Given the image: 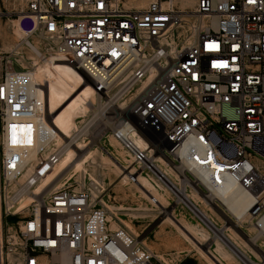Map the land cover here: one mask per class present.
I'll use <instances>...</instances> for the list:
<instances>
[{
  "label": "built area",
  "instance_id": "obj_1",
  "mask_svg": "<svg viewBox=\"0 0 264 264\" xmlns=\"http://www.w3.org/2000/svg\"><path fill=\"white\" fill-rule=\"evenodd\" d=\"M25 5L21 38L40 37L46 55L68 58L92 78L94 119L108 122L140 171L172 190L162 161L205 195L231 180L254 196L252 215L264 211L255 164L264 159V0ZM138 87L133 99L114 101L116 89L126 96ZM43 90L31 69L0 53V264H165L122 223L111 226L89 186L38 187L61 157L37 140L38 120L51 121ZM86 133L84 144L93 140Z\"/></svg>",
  "mask_w": 264,
  "mask_h": 264
},
{
  "label": "bare ground",
  "instance_id": "obj_2",
  "mask_svg": "<svg viewBox=\"0 0 264 264\" xmlns=\"http://www.w3.org/2000/svg\"><path fill=\"white\" fill-rule=\"evenodd\" d=\"M146 1L148 0H129V2L134 5H144ZM26 45L35 55V57H33L34 65H39V70L36 68H31V70L35 74L39 83L44 86L42 95L45 103V113L51 114L50 126L46 124L47 121L44 120L43 117L38 120L39 133L37 135V140L42 143L49 142V147L59 149L61 153L58 164H56V166L45 175L38 186L39 188L43 187L45 189H49V187L53 188L55 186H60L63 183L58 185L59 182H57L55 184L59 175H63L64 181L69 182L74 176H82L83 173L87 172L89 167L96 168L97 166H102V168H104V165H110L108 170L116 173L119 177L121 176L120 182L123 186L131 183L132 174H138V177L134 182H132V184L153 206L164 209L166 207L168 208L169 202L167 200V196H169L172 191V193H174L176 198L179 200V204H184L200 217L204 224H199L197 223L198 221L195 223L176 217L173 218V215L168 212V215L165 216L164 222L169 224L171 227H176L186 240L190 242L198 253L209 261L210 264H242L241 261H244L246 264L260 263L254 262L246 255V250L252 251L250 246L255 245L258 246L257 250L260 251V253H264L262 246L255 242L256 239L264 240V233L255 223V221H258L262 228H264V211L258 215H252L249 209L254 203V196L250 192L245 191L236 183L229 180L222 189L212 188L211 191H208L205 195L197 191V189L195 187L193 188L191 185L182 184L176 174L173 173L165 163L160 161L158 163V167L164 172L169 181L173 183L171 190L164 182L157 181L148 173H139L138 170L140 169L132 163L131 158L128 159L125 156H113L111 148H115V146L119 143L111 134L105 135L108 139L104 142V144L102 140L100 142L97 141L94 146H91L90 150H87L90 145H88V143L83 144V141L81 140L83 133H85L84 128L81 130L78 129L75 133V137H71V135L72 131L77 127L75 119L86 115L88 109L92 107L91 102L94 100L96 90L95 82L91 77L84 73L82 69L77 68L73 62L69 61L68 58L64 56H48L40 52L38 46L29 41L26 42ZM57 68L62 70L64 78H62L63 74H59V71L55 70ZM50 70L56 73L53 74L52 77L57 80L61 87V91L58 95L60 98L67 101L68 108L59 101L57 95L53 94L51 90H48L45 87L43 81H40V72L45 71L48 73ZM73 80L77 83V85L74 84V89L66 83L68 82L71 84V81ZM118 90L119 89H116L113 93V99H115L114 101L116 102L123 100L125 96H120ZM138 90L139 87L136 91L132 92V96L129 100L134 98V95ZM77 94L88 103H85L82 98L79 99ZM105 123L108 124L107 121ZM86 132L91 133L87 130ZM67 137L71 138L67 140ZM133 139L139 146L143 145V141L140 137L133 136ZM188 145L189 143L184 144L182 152L188 148ZM86 150L88 152H86L87 154H84ZM126 155L130 157L128 154ZM98 156L102 162H98ZM257 159L261 161L264 166V159L258 156ZM255 164L264 176L262 166L256 162ZM89 176L91 181L89 185L92 190V195L107 210L108 219L111 220V226L113 228L119 225L118 221H122L123 225L128 227L124 223V220H122L119 216L118 211L131 210L141 213L151 210L147 206L143 205L136 208H126L122 206L108 205L106 202L104 204L102 201L103 199L100 200L102 195V193H100L101 186L104 184L102 177L103 173L101 174L100 179L95 178L91 174ZM211 206L215 207V209L220 212L222 217L219 213L214 214ZM166 213L167 212H165V214ZM126 215H131L133 218H139L134 216L133 213ZM213 216L220 220V223L217 222ZM237 227L246 230L248 229L249 235L247 236L245 234L248 239L241 237V235L235 231L234 228ZM239 228L237 229L239 230ZM138 240L144 243L143 240H140L139 238ZM211 240L214 241V248L210 249V251H205L200 247V245H203ZM182 252L184 251L177 250L175 254H180Z\"/></svg>",
  "mask_w": 264,
  "mask_h": 264
},
{
  "label": "rangeland",
  "instance_id": "obj_3",
  "mask_svg": "<svg viewBox=\"0 0 264 264\" xmlns=\"http://www.w3.org/2000/svg\"><path fill=\"white\" fill-rule=\"evenodd\" d=\"M146 3L147 1L144 4ZM25 7H26L25 0H0V53H3L4 56H7L9 62L13 65V67L17 69L20 68L38 69L39 65H34L33 62V57H35V55L26 45V42L29 41L34 45H37L39 51L46 54L45 50L42 49L44 41L38 36H32L24 39L21 38L22 35L20 34L17 27L18 18L25 10ZM55 70L59 71V74L60 73L63 74L62 78H64V73L62 72L61 69L57 68ZM48 73H46L45 71L40 72L39 74L40 81H43L45 87L48 90H51L53 94L57 95L59 101L65 107L68 108L67 101L60 98V96L58 95V93L61 91V87L58 84L57 80H55L52 77V75L56 73L52 70H50ZM66 83L71 88L73 87V89H74V84L77 85L76 81L74 80L71 81V84L68 82ZM131 96L132 93H129L124 97L123 100L118 101L117 103L119 105H122V103L125 100H128ZM78 98L81 99L82 97L78 95ZM82 100L84 101L83 98ZM84 102L88 103L86 100ZM94 117H96L94 115V111L92 109H89L86 115L75 119L77 128H80V126L85 127V125H87L88 123L91 124L88 131L91 132L93 136V140H90L91 143L90 142L88 143L90 147L87 150H90L91 146H94V144L97 143V141L100 142L102 140L104 144V142H106V140L108 139V137L106 136L107 137L106 138L105 135L111 134L109 128L107 127V125L109 124L105 123L104 125L103 122L94 119ZM84 130H85V134H87L86 128ZM87 150L84 152V154H87L86 153L88 152ZM111 152L115 157L125 156L128 159L130 158L126 155L127 153L122 149V147L119 144H117L115 148H111ZM97 160L98 162H102L99 156L97 157ZM255 162L259 163L260 166H262V170H264L263 163L257 159V156L255 157ZM109 166L110 165H104L105 169L102 168V166L101 167L97 166L96 168L89 167L86 173H83V175L80 177L74 176L68 183H73L75 186L76 184H78V185H84L90 187L89 183L91 181L89 175L91 174L95 178L100 179L101 174L103 173L102 177L104 184L103 186H101L100 193H102V195L100 197V200L103 199L102 201L104 202V204L106 202L108 205L122 206L126 208H136L140 205H143L151 209L149 211L141 212V213L131 210L118 211V214L122 218V220H124V223L128 226L127 228L131 230L132 233L139 234L140 235L139 239L143 240L148 247L153 249L163 263L210 264V262L207 261L203 256H201L198 253V251L191 245V243L186 240V238L178 231L176 227H171L169 224L164 222L165 216L168 215L169 212L171 215H173V218L176 217L195 223L198 221L197 223L204 224L198 215L192 212L184 204L183 205L179 204L178 203L179 200L175 198L176 195L172 193V191L170 195L167 196V200L169 202L168 208L166 207L164 209L153 206L148 200H146V198L142 195V193H140L139 190L132 184V181L126 186L121 185L120 182L121 176L119 177V175H117L116 173L109 171L108 170ZM138 171L139 173L142 172L140 170ZM134 175L138 177V174H134ZM59 176L55 181V184L59 182L58 185L64 182V176L63 175H59ZM211 207L213 209L212 211H214V214L219 213L220 215V212H218L215 209V207L213 206ZM165 212L167 213L165 214ZM131 213H133L134 216L139 218H133L131 215H126ZM220 216L222 217V215ZM213 218H215V216H213ZM216 220L217 222L220 223V220L218 219ZM118 223L123 224L122 221H118ZM237 228H234L235 231H237V233L241 235V237L248 239V237H246V235L247 236L249 235L248 229L246 230L243 228H239L238 230ZM255 242L258 245H261L262 248L264 249V240L256 239ZM213 246H214L213 240L203 245H200V247L205 251H210V249L214 248ZM250 247L252 248V251L246 250V255L256 263L259 262H260L259 264L264 263V253L262 254V252L260 253V251L257 250L258 246L255 245ZM177 250H182L184 252L180 254H175ZM241 262L242 264H246L244 261Z\"/></svg>",
  "mask_w": 264,
  "mask_h": 264
}]
</instances>
